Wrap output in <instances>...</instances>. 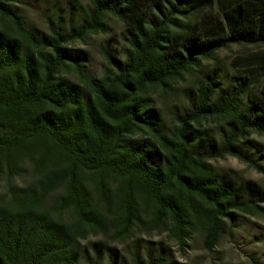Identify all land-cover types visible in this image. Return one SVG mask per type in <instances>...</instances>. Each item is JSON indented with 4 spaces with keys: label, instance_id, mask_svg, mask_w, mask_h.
I'll return each instance as SVG.
<instances>
[{
    "label": "trees",
    "instance_id": "trees-1",
    "mask_svg": "<svg viewBox=\"0 0 264 264\" xmlns=\"http://www.w3.org/2000/svg\"><path fill=\"white\" fill-rule=\"evenodd\" d=\"M26 1L0 0V264H178L151 243L119 252L140 227L207 252L243 236L258 257L264 186L213 163L264 176V0H88L75 17L68 0L43 28ZM109 18L95 72L77 45ZM232 46L256 51L220 64Z\"/></svg>",
    "mask_w": 264,
    "mask_h": 264
},
{
    "label": "rangeland",
    "instance_id": "rangeland-1",
    "mask_svg": "<svg viewBox=\"0 0 264 264\" xmlns=\"http://www.w3.org/2000/svg\"><path fill=\"white\" fill-rule=\"evenodd\" d=\"M67 1L68 0H27L26 3L22 5L23 10H21V12L29 23L43 28L46 16H51L56 7L66 9ZM69 1H71L75 7L74 10H72L73 17L76 16L77 9L85 8L87 10L89 8L88 0ZM60 15H67V11L61 12ZM107 23L109 26L107 35L89 36L85 39V43L77 45L81 49L88 51L90 56V69L95 72H99L103 69V59L99 53L101 43L109 37H115L121 31V26L116 20L109 18ZM253 51L256 50L252 47L232 46L220 51L216 56V60L223 65L231 64L238 57L245 56ZM191 83L192 81L188 79L181 82V84L164 99L157 101V106L163 109L165 115L169 116L170 112L180 110L185 106L186 94L188 92L184 90V87L192 85ZM211 125L213 124L211 123ZM251 137L264 145V136L252 134ZM213 164L219 168L234 170L240 176L256 180L264 186V176L262 174L257 173L255 170L233 157H225ZM25 168L30 170L28 164L25 165ZM25 179L27 178L23 180ZM16 182L20 183L21 181L17 179ZM3 192L4 181L0 178V195ZM250 222L254 223L251 227H253L255 231L264 232V217L260 219H250ZM242 234L244 233L242 232ZM242 237L243 236H237V239L225 238L212 252H207L203 248L201 237L198 234H194L190 239L185 241L183 246H179L178 242L170 236L166 227L156 231L146 230L140 227L139 230H136L129 238L119 243H114V245L119 249V252L126 256H128V253L133 252L132 250L136 246L139 250H141V247L149 246L148 243H151V246L154 248L163 246L168 251L170 259L178 264H264V244H261V242H254L253 247L259 252L258 257H254L249 252V249H251L249 243H244L245 241H243ZM96 239L100 238H93L92 240ZM137 240H139V242L136 243Z\"/></svg>",
    "mask_w": 264,
    "mask_h": 264
}]
</instances>
